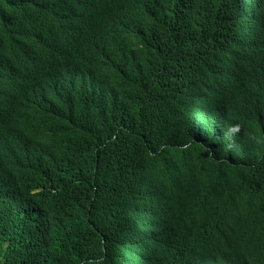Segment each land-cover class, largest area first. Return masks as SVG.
<instances>
[{
    "label": "trees",
    "instance_id": "16d2710c",
    "mask_svg": "<svg viewBox=\"0 0 264 264\" xmlns=\"http://www.w3.org/2000/svg\"><path fill=\"white\" fill-rule=\"evenodd\" d=\"M0 264H264V0H0Z\"/></svg>",
    "mask_w": 264,
    "mask_h": 264
},
{
    "label": "clouds",
    "instance_id": "9594fccd",
    "mask_svg": "<svg viewBox=\"0 0 264 264\" xmlns=\"http://www.w3.org/2000/svg\"><path fill=\"white\" fill-rule=\"evenodd\" d=\"M241 129H242V125L238 122L226 125L225 128L223 129V139L226 141L225 146L229 150H232L236 146L237 137L241 135ZM249 138L257 143L260 142V140L255 136L249 135Z\"/></svg>",
    "mask_w": 264,
    "mask_h": 264
}]
</instances>
